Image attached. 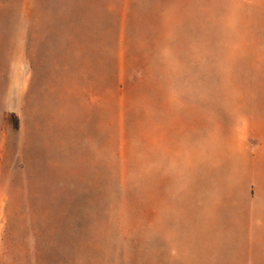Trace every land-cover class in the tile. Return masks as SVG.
<instances>
[{
  "label": "rangeland",
  "instance_id": "1",
  "mask_svg": "<svg viewBox=\"0 0 264 264\" xmlns=\"http://www.w3.org/2000/svg\"><path fill=\"white\" fill-rule=\"evenodd\" d=\"M0 264H264V0H0Z\"/></svg>",
  "mask_w": 264,
  "mask_h": 264
}]
</instances>
